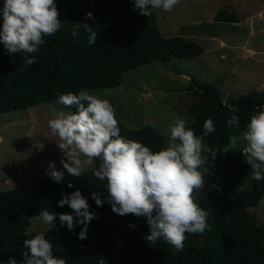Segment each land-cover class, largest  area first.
Returning a JSON list of instances; mask_svg holds the SVG:
<instances>
[{
  "label": "trees",
  "instance_id": "trees-1",
  "mask_svg": "<svg viewBox=\"0 0 264 264\" xmlns=\"http://www.w3.org/2000/svg\"><path fill=\"white\" fill-rule=\"evenodd\" d=\"M55 2L63 26L55 35L45 37V43L31 54L36 63L24 65L29 54H6L0 44V115L40 104L75 111L58 103V97L80 89L120 87L126 73L149 63H167L204 53L199 43L183 36H163L156 9L150 16H142L134 9L132 0ZM2 4L0 0V8ZM88 12L94 19L85 20ZM225 13L220 12L217 20L223 21ZM235 18L230 15L228 20L232 22ZM75 22H86L97 32L95 45L88 44L83 29L79 30V37L71 35ZM20 66H24L23 72L17 70ZM187 91L197 98L188 111L194 121L187 127L200 136L204 121L209 117L214 120L216 131L206 136V140L211 153L217 150L215 157L223 155L230 146L229 136H239L250 116L264 106V91H250L226 102L212 84L195 83ZM228 105L236 107L237 112H230ZM233 114L239 116V127L227 126ZM117 120L120 134L126 139L140 141L154 151L167 147L164 136L154 127L129 128ZM95 168L84 171L80 177L66 174L59 183L47 180L0 193V264H7L12 256L22 264V254L27 251L23 241L40 232L53 243L54 255L65 258L67 264H99L101 258L106 264H264V227L257 224L250 212L264 197V180L247 177V186L233 184L201 196L194 192L195 202L209 213L210 229L203 234L186 233L183 249L177 250L163 240L155 244L146 241L150 234L146 218L120 216L107 202L97 207L91 193L102 194L104 200L107 190L103 186L105 181L93 175ZM247 171L251 169L246 170L244 165L233 172ZM69 182L71 188L67 186ZM77 189L88 198L89 210L99 217L89 224L85 240L77 238L82 225L69 231L59 222L60 213L73 210L68 205L59 207L58 201L62 194ZM44 209L57 214L55 227L35 234L26 232L32 226L31 220Z\"/></svg>",
  "mask_w": 264,
  "mask_h": 264
},
{
  "label": "clouds",
  "instance_id": "clouds-1",
  "mask_svg": "<svg viewBox=\"0 0 264 264\" xmlns=\"http://www.w3.org/2000/svg\"><path fill=\"white\" fill-rule=\"evenodd\" d=\"M134 9L142 16H150L152 10L173 11L180 0H132ZM94 19L91 12L85 20ZM0 44L6 54H29L24 65L36 63V53L45 43V37L55 35L63 26L55 0H3L0 8ZM87 33V42L95 45L97 32L88 23L75 22L71 35L79 37V30ZM23 72L24 66L17 68ZM58 103L68 109L48 121L62 154L60 163L73 177L83 175V170L98 161L93 175L105 181L106 199L97 192L91 193L97 207L105 202L111 210L120 215H134L146 218L149 233L146 241L155 244L163 240L168 245L182 250L186 233L203 234L210 229L208 211L194 200V192L203 190L204 176L209 172L205 167L209 157L215 158L216 151L204 156V140L186 126V120L177 118L169 126V140L166 148L154 151L142 142L121 136L116 110L107 98L80 89L58 97ZM229 111L237 108L228 105ZM228 127H239V116L231 115ZM216 131L214 120L209 117L203 124V136ZM229 143L235 148L238 140L244 141L243 155L252 170V180H264V106L255 111L242 133L229 136ZM228 151V150H224ZM203 169V170H201ZM47 175L59 183L64 172L56 170L55 161L48 164ZM72 187L71 182L67 185ZM211 187H217L212 185ZM68 205L72 213H60L59 222L69 231L82 225L78 239H87L88 226L98 214L89 210L88 198L79 189L62 194L58 206ZM258 206L264 208V197ZM57 214L47 209L39 211L34 219L44 225L55 227ZM129 227H137L129 224ZM27 251L22 264H67L65 258L53 253V243L45 238L44 232L25 239ZM7 264H18L15 257H9ZM99 264H106L104 258Z\"/></svg>",
  "mask_w": 264,
  "mask_h": 264
},
{
  "label": "rangeland",
  "instance_id": "rangeland-1",
  "mask_svg": "<svg viewBox=\"0 0 264 264\" xmlns=\"http://www.w3.org/2000/svg\"><path fill=\"white\" fill-rule=\"evenodd\" d=\"M222 11L226 13L219 21ZM156 15L163 36H183L199 43L204 53L149 63L126 73L120 87L89 90L107 98L125 126L154 127L167 146L169 126L177 118L185 119L186 126L194 121L188 111L197 98L187 91L193 84L215 85L225 102L250 91H264V0H180L173 11L156 9ZM230 15L236 20L230 22ZM60 112L70 111L40 104L0 115V193L51 180L46 170L52 161L56 170L68 174L60 163L63 157L56 144L58 137L48 126ZM200 136L204 140L203 155L209 156L206 136ZM243 147L244 141L238 140L235 148L230 145L223 155L209 157L205 164L209 172L204 176L203 190L197 191L199 196L233 184L248 185L246 179L252 176V170L246 174L233 172L244 165L246 170L250 167ZM94 168L95 162L83 172ZM250 212L264 227V208L254 207ZM31 224L26 232L33 234L52 226L34 218Z\"/></svg>",
  "mask_w": 264,
  "mask_h": 264
},
{
  "label": "crops",
  "instance_id": "crops-1",
  "mask_svg": "<svg viewBox=\"0 0 264 264\" xmlns=\"http://www.w3.org/2000/svg\"><path fill=\"white\" fill-rule=\"evenodd\" d=\"M196 25V24H195Z\"/></svg>",
  "mask_w": 264,
  "mask_h": 264
}]
</instances>
